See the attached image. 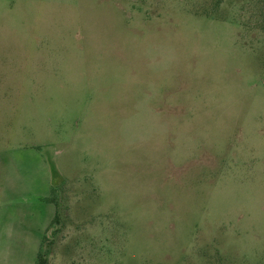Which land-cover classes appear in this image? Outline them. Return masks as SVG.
Returning <instances> with one entry per match:
<instances>
[{
    "label": "rangeland",
    "instance_id": "374dc122",
    "mask_svg": "<svg viewBox=\"0 0 264 264\" xmlns=\"http://www.w3.org/2000/svg\"><path fill=\"white\" fill-rule=\"evenodd\" d=\"M0 79V264H264V0H0Z\"/></svg>",
    "mask_w": 264,
    "mask_h": 264
},
{
    "label": "crops",
    "instance_id": "0c3cea01",
    "mask_svg": "<svg viewBox=\"0 0 264 264\" xmlns=\"http://www.w3.org/2000/svg\"><path fill=\"white\" fill-rule=\"evenodd\" d=\"M3 84H4V82L0 79V86ZM186 85L187 84H184L182 81L180 82V78H178L177 84L175 85V86H177L176 89H174L173 91L169 90L168 95L164 94L163 98H161L163 100H161L159 102V104H163L162 102H164L163 105L165 106V109L167 110V112H166L167 115L162 116V117H163V120L165 121V125H167L168 127H169V121H170L171 117H172L171 119L179 118L180 116L184 115L188 111V109H187V101L188 100L187 99L189 96L185 94L188 91V87ZM181 86H183V88ZM8 87H10V86H8ZM160 91H162V90H160ZM158 106L159 105H157L156 107H158ZM156 107L154 108V110L157 111L158 109ZM203 118H201L202 121H203ZM168 127H165L162 130H164V131L169 130ZM169 131L171 132V130H169ZM188 134L191 138L196 137L194 134H190V131H188ZM212 153H213L212 150L208 151L205 149V150L200 151L197 149V153L194 154V156H196V158H197L194 165H197L196 167H198L199 164L202 165L203 164L202 158H204L205 156L209 157V160L211 161L210 167H212L213 169H215L216 167L219 168V167H223V166L225 169H227L231 166L232 163L236 162L235 161L236 159H237V161H241L239 152L235 151L233 153L232 149L227 151L224 156L216 155V154H212ZM186 160H184L183 162H181V161L179 162V159H177V161L171 160V163H172V166H176V167H188L187 164L189 161H186ZM240 165H242V164H240ZM217 174H219V173H217ZM52 187H53V185H52ZM0 189L3 190L2 187H0Z\"/></svg>",
    "mask_w": 264,
    "mask_h": 264
},
{
    "label": "trees",
    "instance_id": "16d2710c",
    "mask_svg": "<svg viewBox=\"0 0 264 264\" xmlns=\"http://www.w3.org/2000/svg\"><path fill=\"white\" fill-rule=\"evenodd\" d=\"M52 172H53V185H55V183H54V178H55V176L57 175V174H59V170L56 168V167H53L52 168ZM57 216V215H56ZM55 216V217H56ZM46 262H47V258H46V256L45 255H43L41 252H40V254H39V263L38 264H46Z\"/></svg>",
    "mask_w": 264,
    "mask_h": 264
}]
</instances>
